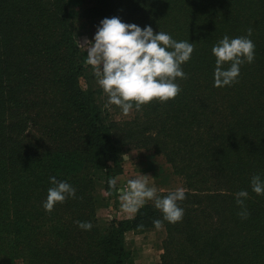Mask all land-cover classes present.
I'll list each match as a JSON object with an SVG mask.
<instances>
[{"label":"trees","instance_id":"1","mask_svg":"<svg viewBox=\"0 0 264 264\" xmlns=\"http://www.w3.org/2000/svg\"><path fill=\"white\" fill-rule=\"evenodd\" d=\"M72 1L0 0V264H132L125 234L155 229L157 219L160 264H264V196L251 188L254 175L264 180V0H76L82 18L115 16L194 43L179 96L133 108L122 122L82 87L95 76L73 37ZM249 28L254 62L238 83L215 87L212 47ZM127 144L163 155L181 179V222L164 221L149 201L108 231L98 227L91 173L121 174ZM50 177L76 198L48 213ZM241 190L247 219L238 216Z\"/></svg>","mask_w":264,"mask_h":264},{"label":"clouds","instance_id":"2","mask_svg":"<svg viewBox=\"0 0 264 264\" xmlns=\"http://www.w3.org/2000/svg\"><path fill=\"white\" fill-rule=\"evenodd\" d=\"M247 36L230 39L225 35L212 47L215 56L214 86L222 88L239 82L240 68L255 60V44ZM93 40L80 44L87 51V63L92 67L98 85L108 96V103L115 105L127 116L133 108L141 111L142 106L153 101L165 103L174 100L182 91L177 79H187L182 65L189 62L194 52V43L176 41L168 33H154L151 26L143 29L136 24H128L118 17L104 18ZM227 66V67H225ZM150 176L129 179L127 190L121 195L122 207L127 213H136L147 202L154 203L163 214V220L171 224L181 222L184 209L178 202L186 199V190L182 187L161 196L155 187L149 186ZM53 187L48 189L44 209L51 213L57 204H63L69 198H76V189L67 182L50 177ZM109 187L115 188L117 180H109ZM254 193L264 196V180L259 175L251 179ZM249 193L241 190L235 193L236 203L241 208L238 216L247 219L245 200ZM78 227L90 231L91 222L76 221ZM160 229L161 220L153 221Z\"/></svg>","mask_w":264,"mask_h":264},{"label":"rangeland","instance_id":"3","mask_svg":"<svg viewBox=\"0 0 264 264\" xmlns=\"http://www.w3.org/2000/svg\"><path fill=\"white\" fill-rule=\"evenodd\" d=\"M79 6L82 5L76 0L69 4L70 22L73 27L74 40L82 53L81 59L86 65L90 66L87 63V51H85L80 42L83 43L85 38L94 42L93 38L100 21L103 19L82 18ZM90 68L87 73L91 76L93 69L91 66ZM81 84L84 89L98 92V103L105 111L108 119L122 122L134 116L133 112L125 116L120 108L108 103V96L98 85L96 77L88 78L87 81L81 79ZM120 164L122 171L118 175L111 174L109 176L103 169H97L91 173L94 180L92 193L95 201L94 215L96 223L102 231H108L113 220L129 219L125 217L124 213L120 214L124 211L121 195L127 190L125 188H127L129 179H134L141 175L150 176L149 186L155 187L158 193H169L177 188H183L181 179L173 174L163 155L151 149L138 148L131 144L121 146ZM118 177L116 187L110 188L109 180ZM143 234H134L132 232L125 234V245L132 252V264H160L162 242L166 236L164 228H155Z\"/></svg>","mask_w":264,"mask_h":264},{"label":"crops","instance_id":"4","mask_svg":"<svg viewBox=\"0 0 264 264\" xmlns=\"http://www.w3.org/2000/svg\"><path fill=\"white\" fill-rule=\"evenodd\" d=\"M120 177H122V176H120ZM117 179H119V177L118 178H116V180ZM125 214L126 216L125 217H128V218H131V217H133V213H127L126 211H123V212H121L120 214ZM128 215V216H127ZM144 235V234H143ZM143 235H139V236H143Z\"/></svg>","mask_w":264,"mask_h":264},{"label":"built area","instance_id":"5","mask_svg":"<svg viewBox=\"0 0 264 264\" xmlns=\"http://www.w3.org/2000/svg\"><path fill=\"white\" fill-rule=\"evenodd\" d=\"M125 189H127V188H125Z\"/></svg>","mask_w":264,"mask_h":264}]
</instances>
